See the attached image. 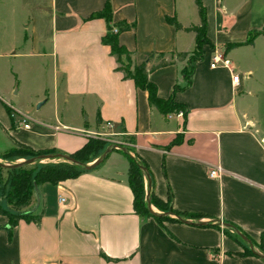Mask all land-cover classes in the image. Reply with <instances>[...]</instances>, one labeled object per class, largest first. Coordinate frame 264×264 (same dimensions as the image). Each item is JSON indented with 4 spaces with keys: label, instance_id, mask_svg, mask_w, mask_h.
<instances>
[{
    "label": "crops",
    "instance_id": "crops-1",
    "mask_svg": "<svg viewBox=\"0 0 264 264\" xmlns=\"http://www.w3.org/2000/svg\"><path fill=\"white\" fill-rule=\"evenodd\" d=\"M12 1L0 0L5 8L0 13V151L23 144L70 154L101 132L110 144L117 141L146 162L154 195L171 198L172 208L186 220L207 224L160 223L137 214L128 160L114 149L74 178L37 185L24 211L42 212L40 220H20L10 238L0 229V264H264L263 257L242 253L246 243L216 224L229 223L253 241L264 231V123L250 103L254 92L248 84L255 71L247 64L250 57H230L247 50L253 58L264 34L252 44L226 49L264 28V0H202L212 46L203 47L189 85L184 69L195 33L176 29L166 17L183 28L197 25L194 0H110V23L132 24L118 34L132 60L146 62L147 68L161 58L170 62L150 71L148 79L160 98L172 96L184 107L182 118H168L172 112H160L147 90L116 70V59L102 41L107 22L92 17L105 0H16V26L7 10ZM216 50L230 60L229 68L210 67ZM181 52L188 55L181 58ZM26 73L34 79L48 73L51 86L42 90L48 96L37 108L50 101L52 116L31 110L19 89ZM234 74L240 76L238 85ZM20 117L30 128H16ZM214 167L220 172L211 178ZM143 181L147 191L146 176ZM7 223L0 215V226Z\"/></svg>",
    "mask_w": 264,
    "mask_h": 264
},
{
    "label": "trees",
    "instance_id": "trees-1",
    "mask_svg": "<svg viewBox=\"0 0 264 264\" xmlns=\"http://www.w3.org/2000/svg\"><path fill=\"white\" fill-rule=\"evenodd\" d=\"M194 2L196 4L199 15V23L197 25L183 28L182 25L174 17H166L168 23L173 25L176 29H184L187 31H193L195 33V46L192 53L188 57V65L184 69L186 85H189L191 83L190 76L192 74L195 62L200 60L204 54L203 47L205 45L212 46L211 41L207 37L206 9L202 3V0H194ZM92 17H102L107 22V33L103 36L102 41L105 44L109 45L110 53L116 59V70L122 72L124 78L132 79L138 88L147 90L148 100L150 104L155 106L160 112L167 114L168 112L177 111L179 109L184 110V107L182 105L177 104L173 101L172 96L167 99L160 98L157 95L156 85L148 79V73L150 71L168 65L170 62L161 58L156 64L147 68L146 62L135 63L132 60L131 53L122 44L119 43L118 34L122 31L130 29L132 27V24L118 23L112 25L110 23L112 18V8L110 0H105L103 8L100 11L95 12ZM114 27H116L118 30L115 33L112 31ZM260 34H264V28L262 30L251 31L244 42L229 44L227 45L226 49L252 44L255 37ZM163 55V53L159 54L160 57H163ZM187 55L188 53L186 52H181L178 54V56L181 58H184ZM177 89L178 86H175L173 92ZM108 144H110L109 141L102 137H89L79 149L68 155H70L73 159L80 163H89L98 158L104 151L106 146H108ZM53 153L60 152H58L54 148L35 150L29 146L17 144L16 146H13L9 149L0 151V159L2 160L0 162L2 164H11L5 163L4 161L10 162L11 160L14 161L17 158L29 159ZM124 155L128 160L127 182L133 194V208L135 212L142 216L153 217L160 223L163 220L178 221L176 218H173L169 215H153L149 211L146 204V191L143 181L145 174L140 165L145 166L147 170L148 166L143 159H140L137 156H132L129 153H124ZM43 160L44 159H38L33 163L22 165L16 168H7L0 165V172L3 169L11 172L9 183L10 189L7 193L9 201L13 202V204L15 205L26 203L30 199L37 185L45 182L56 184L59 181L65 180L67 178H74L79 174L88 171L84 168H81L77 164L65 160L56 163L42 162ZM150 203L162 212H170L175 215L183 216L181 212L172 208L171 198L167 201H163L162 199L154 195L152 190L150 191ZM0 215H4L8 218L7 226H0V229L5 228L7 230L8 237L10 238L12 228L17 225L20 220H24L27 222H37L40 220L42 212L36 214L31 211L13 212L9 209L4 208L0 204ZM194 216L199 217V215ZM227 229L225 232L229 233ZM232 234L237 240L242 242V239L239 236H237L235 233ZM243 234L246 235L245 233ZM250 240L258 250V253L264 254V231L260 233L258 241H253L252 239ZM242 253L256 255L250 250L247 244L244 245V251Z\"/></svg>",
    "mask_w": 264,
    "mask_h": 264
},
{
    "label": "rangeland",
    "instance_id": "rangeland-1",
    "mask_svg": "<svg viewBox=\"0 0 264 264\" xmlns=\"http://www.w3.org/2000/svg\"><path fill=\"white\" fill-rule=\"evenodd\" d=\"M228 3H234L237 2V0H227ZM8 8H11V14H12V22L13 25H17V13H16V0H13L11 2V5L9 3V6L7 4V10ZM4 6H0V13L4 11ZM244 52H239L238 54L230 55V57L234 58H240L243 61H246L247 59V64H249L253 70L255 71V75H252V77L249 79L248 84L251 90L254 92L253 97L250 98V103L254 105L255 112L259 115L260 120L263 121L264 123V38L263 40H260L257 44L254 57L251 58L252 56H248L247 50H242ZM252 53H250L251 55ZM23 82L21 81L20 83V88L21 90L24 91V95H26V99H29L30 106L32 107L31 110L35 112L36 115L39 116H52L53 115V110L51 106V102L48 101L45 105H42V107H38V103L42 102L48 95L45 93L44 95L42 94V90L45 89L46 87L49 88L50 85V79L48 78V73L43 74V77L35 78L32 76V73H26L25 75H21ZM257 77V79H256ZM38 95L43 96L41 101H36ZM175 118V117H174ZM97 137H105V136H98ZM95 136V137H96ZM111 143H115V141H112ZM110 144H108L109 146ZM107 147V146H106ZM0 161H2L0 159ZM63 161L62 159H44L42 162H59ZM5 163H15L18 162L16 160L6 162ZM1 176V190H0V204L6 208L9 209L13 212H19V211H24L27 207H29V204L31 202V197L30 199L23 204L20 205H15L13 202L9 201L7 197V193L10 189L9 183H10V178H11V172L8 170H1L0 172ZM34 214L38 213L37 211H31Z\"/></svg>",
    "mask_w": 264,
    "mask_h": 264
},
{
    "label": "water",
    "instance_id": "water-1",
    "mask_svg": "<svg viewBox=\"0 0 264 264\" xmlns=\"http://www.w3.org/2000/svg\"><path fill=\"white\" fill-rule=\"evenodd\" d=\"M39 106H40V104H39ZM114 149H119L123 153L131 154L125 146L117 145L116 143H111L109 146H107L104 149V151L100 154V156L98 158H96L94 161H92L91 163H80V162L76 161L75 159H73L68 154L53 153V154L41 155V156L34 157V158L24 159L23 161L11 163V164H2L0 162V165L3 166V167H7V168H16V167H20L22 165L33 163L34 161H36L38 159H62V160L69 161L71 163L77 164L81 168H84L86 170H90V169H93L94 167H96L97 165H99L104 160V158L107 156V154L110 151L114 150ZM140 167L144 171V174H145V176L147 178L148 188H147V191H146V204H147V207H148L149 211L153 215H169V216L173 215L179 222L187 223V224H191V225L203 226V225L207 224L206 222H203V221H197V222L196 221H188L185 218H183L182 216L175 215V214L170 213V212H162V213L154 212L152 210L151 203H150L151 177H150V174H149V172H148V170H147V168L145 166L140 165ZM216 224L220 225L222 227L229 228L233 233H235L237 236H239L248 245V247L250 248V250L253 253H255L256 255L264 258V254L258 253L257 251H255L252 241L246 235H244L241 231H239L236 227H234L233 225H231L229 223H225V222H222V221H217Z\"/></svg>",
    "mask_w": 264,
    "mask_h": 264
},
{
    "label": "built area",
    "instance_id": "built-area-1",
    "mask_svg": "<svg viewBox=\"0 0 264 264\" xmlns=\"http://www.w3.org/2000/svg\"><path fill=\"white\" fill-rule=\"evenodd\" d=\"M112 31L115 33L117 32V28L114 27L112 29ZM218 66H223V67H227L229 68L230 67V60L223 54V52H220L218 50H216L214 52V54L212 55V58H211V62H210V67L211 68H215V67H218ZM232 81L235 85H238L239 82H240V76L238 74H234L232 76ZM12 117L14 116V113L11 114ZM184 116V110L182 109H179L177 111H174L170 114H168V118H182ZM106 125L109 127L111 126V123L110 122H107ZM19 127H22V128H25V129H28L30 128V123L28 122V120L25 118V117H20L19 120H16V128H19ZM98 136H103L104 134L101 133V132H98L97 133ZM117 145H122L121 143L119 142H115ZM263 143H264V140H263ZM123 146V145H122ZM220 172V169L218 167H214L212 169H210L209 171V176L211 178L217 176ZM65 200L64 197L60 196V201L63 202Z\"/></svg>",
    "mask_w": 264,
    "mask_h": 264
}]
</instances>
